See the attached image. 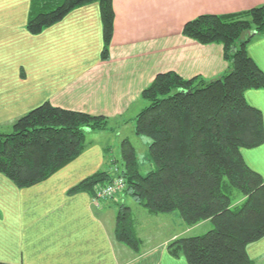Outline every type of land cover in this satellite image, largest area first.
Returning <instances> with one entry per match:
<instances>
[{
    "label": "crops",
    "instance_id": "1",
    "mask_svg": "<svg viewBox=\"0 0 264 264\" xmlns=\"http://www.w3.org/2000/svg\"><path fill=\"white\" fill-rule=\"evenodd\" d=\"M31 1L0 0V133H10L15 121L44 103L104 117L108 128L87 134L83 153L44 182L16 189L0 174V264H187L167 246L205 224L188 228L174 213L150 215L134 200L126 206L127 191L99 203L90 191H69L97 172L117 175L120 166L111 157L117 139L120 153L126 140L138 160L146 159L148 141L135 136L132 121L144 106L142 91L156 75L212 80L228 72L220 45L182 36L187 22L244 12L264 0H112L106 60L97 3L32 35L26 29ZM247 53L264 73V34L251 40ZM245 100L264 123V91H247ZM242 157L264 179V143L242 150ZM120 206L130 209L138 253L115 240ZM149 223L159 226L151 230ZM247 253L254 264H264V238Z\"/></svg>",
    "mask_w": 264,
    "mask_h": 264
},
{
    "label": "trees",
    "instance_id": "2",
    "mask_svg": "<svg viewBox=\"0 0 264 264\" xmlns=\"http://www.w3.org/2000/svg\"><path fill=\"white\" fill-rule=\"evenodd\" d=\"M94 2L106 60L112 0H32L26 29L36 35ZM181 33L200 45H220L228 72L212 80L183 79L173 72L156 75L142 91L144 107L132 121L135 136L148 141V172L140 173L136 154L125 140L121 165L115 162L120 166L117 175L125 179L124 192L148 214L174 213L188 228L205 224L204 234L169 243L172 257H183L187 264H254L247 247L264 238V179L244 162L242 150L264 143L262 114L245 100L247 91H264V73L247 53L251 40L264 34V5L236 14L199 16ZM107 128L104 117L44 103L15 121L12 132L0 133V174L16 189L44 182L83 153L87 134ZM111 180V174L100 171L69 194H94L96 186ZM133 228L130 209L120 206L115 240L138 253Z\"/></svg>",
    "mask_w": 264,
    "mask_h": 264
},
{
    "label": "built area",
    "instance_id": "3",
    "mask_svg": "<svg viewBox=\"0 0 264 264\" xmlns=\"http://www.w3.org/2000/svg\"><path fill=\"white\" fill-rule=\"evenodd\" d=\"M116 172L117 169H115ZM126 189V182L121 176H113L112 180L104 185L96 186L94 190V201L102 202L116 197L117 195L123 193Z\"/></svg>",
    "mask_w": 264,
    "mask_h": 264
},
{
    "label": "rangeland",
    "instance_id": "4",
    "mask_svg": "<svg viewBox=\"0 0 264 264\" xmlns=\"http://www.w3.org/2000/svg\"><path fill=\"white\" fill-rule=\"evenodd\" d=\"M144 107V106H143ZM142 109V108H141ZM5 130V129H4ZM124 131V133H125V135H126V137H131V135H132V129L130 130V128H127V129H124L123 130ZM12 132V131H11ZM119 147H120V142H118V139L116 140V142L114 141V143H113V148H115V150H114V152H113V155H111V157L112 158H114L115 160H117V162H118V164L119 165H121V162H120V160H121V155H120V149H119ZM138 156H139V154H138ZM138 164H139V171H140V173L142 174V175H144V174H146L147 172H148V166H147V164H146V162L144 161V160H138ZM132 200H134V198H132V196L131 195H128L127 197H126V203H125V205L126 206H131V204H130V202H132ZM147 226L149 227V228H151V230L153 229V227H156V226H159V223H157V224H153L152 226L150 225V223L149 224H147ZM203 227V226H202ZM202 227H200V228H198V230H196L195 232H194V234H196V235H202V234H204L205 232H207V231H205L204 229H202ZM144 228L146 229V230H149V229H147V227L144 225ZM139 232H141V231H139ZM193 233V232H192ZM187 235H189V234H187Z\"/></svg>",
    "mask_w": 264,
    "mask_h": 264
},
{
    "label": "water",
    "instance_id": "5",
    "mask_svg": "<svg viewBox=\"0 0 264 264\" xmlns=\"http://www.w3.org/2000/svg\"><path fill=\"white\" fill-rule=\"evenodd\" d=\"M129 181V180H128Z\"/></svg>",
    "mask_w": 264,
    "mask_h": 264
}]
</instances>
